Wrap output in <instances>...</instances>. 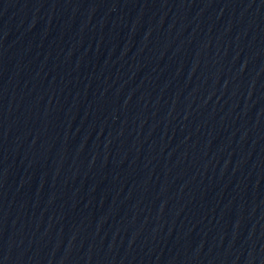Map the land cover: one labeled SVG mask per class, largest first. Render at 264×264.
<instances>
[{"label": "water", "instance_id": "95a60500", "mask_svg": "<svg viewBox=\"0 0 264 264\" xmlns=\"http://www.w3.org/2000/svg\"><path fill=\"white\" fill-rule=\"evenodd\" d=\"M0 264H264V0H0Z\"/></svg>", "mask_w": 264, "mask_h": 264}]
</instances>
